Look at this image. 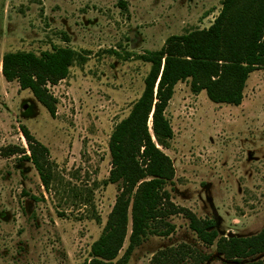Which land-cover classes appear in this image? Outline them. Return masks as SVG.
Masks as SVG:
<instances>
[{"label":"rangeland","instance_id":"374dc122","mask_svg":"<svg viewBox=\"0 0 264 264\" xmlns=\"http://www.w3.org/2000/svg\"><path fill=\"white\" fill-rule=\"evenodd\" d=\"M223 0H0V148L28 151L21 127L48 147L54 163L46 189L32 162L0 156V264H80L90 258L119 193L109 183L110 136L144 90L151 64L141 56L171 35L209 27ZM75 49L68 77L50 91L53 117L30 90L2 74L10 51ZM166 115L174 130L163 148L175 168L173 201L216 222L220 236L264 229V68L249 76L239 106L218 104L180 82ZM29 153V151H28ZM169 236L149 234L128 264L188 244L228 264L216 245L199 240L183 215ZM128 240L125 243V248ZM122 251L121 255L123 254ZM252 260H262L264 253Z\"/></svg>","mask_w":264,"mask_h":264},{"label":"trees","instance_id":"16d2710c","mask_svg":"<svg viewBox=\"0 0 264 264\" xmlns=\"http://www.w3.org/2000/svg\"><path fill=\"white\" fill-rule=\"evenodd\" d=\"M77 58V51L68 46L40 54L10 51L3 55L2 74L9 82L17 81L22 90H30L55 117L58 100L50 86L68 77ZM141 58L151 64L143 93L128 116L116 124L109 141L108 182L118 184L119 193L91 246L90 258L80 264H128L147 235L172 234L175 225L169 218L179 214L188 219L200 241L216 245L228 264H263L252 259L264 253V229L251 236H220L214 219L200 218L173 201L167 185L174 180L175 168L163 148L174 137L166 111L178 83L190 79L193 92L205 90L218 104L242 103L250 74L264 68V0H223L209 27L171 35L161 49L149 50ZM21 131L29 153L11 144L0 148V156L21 155L32 162L49 190L55 170L50 151L26 126ZM190 258L202 263L209 255H198L182 243L156 252L151 262L184 264Z\"/></svg>","mask_w":264,"mask_h":264},{"label":"water","instance_id":"95a60500","mask_svg":"<svg viewBox=\"0 0 264 264\" xmlns=\"http://www.w3.org/2000/svg\"><path fill=\"white\" fill-rule=\"evenodd\" d=\"M230 236H233L232 234Z\"/></svg>","mask_w":264,"mask_h":264},{"label":"crops","instance_id":"0c3cea01","mask_svg":"<svg viewBox=\"0 0 264 264\" xmlns=\"http://www.w3.org/2000/svg\"><path fill=\"white\" fill-rule=\"evenodd\" d=\"M2 65V64H1Z\"/></svg>","mask_w":264,"mask_h":264}]
</instances>
